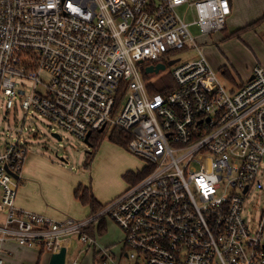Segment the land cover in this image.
<instances>
[{"label":"built area","instance_id":"2783aa9c","mask_svg":"<svg viewBox=\"0 0 264 264\" xmlns=\"http://www.w3.org/2000/svg\"><path fill=\"white\" fill-rule=\"evenodd\" d=\"M232 12L231 0H0V105L18 100L83 140L119 128L148 171L99 212L54 218L17 206L29 147L0 140V264L11 240L51 254L82 241L102 264H264V210L255 221L244 207L264 180V65L230 90L204 56L175 67L165 93L143 73L198 48L191 25L214 34ZM107 218L124 232L119 259L89 232Z\"/></svg>","mask_w":264,"mask_h":264},{"label":"rangeland","instance_id":"374dc122","mask_svg":"<svg viewBox=\"0 0 264 264\" xmlns=\"http://www.w3.org/2000/svg\"><path fill=\"white\" fill-rule=\"evenodd\" d=\"M177 12L186 21H193L196 17L187 6H179ZM263 15L264 0H235V8L227 20L225 29L214 34H204L198 25H191L190 32L196 37L198 48L193 45L162 55L160 62L165 63L166 67L159 72H146L147 77L143 67L144 76L152 80L156 86L168 87L174 84L172 71L175 67L204 56L218 71L222 83L228 90L234 85L242 84L252 76L256 66L264 65V20H261ZM253 22H256L254 27H247ZM172 58L180 59L175 63H169ZM226 67L232 74L231 78L223 73ZM17 80L28 92L34 89L33 79L20 77ZM44 80L47 81L48 77ZM38 88H42V85H38ZM16 102L10 109L0 105V140L3 144L7 141H26L29 147L28 163L31 155L35 154L36 161H42V165L46 164L42 159L50 163L45 169L47 173L63 175L66 170L58 168L62 166L72 173L91 177L94 191L96 187L107 194L117 190L122 192L128 185H134L139 181L135 172L145 167V160L130 152L127 147H120L113 142L109 137L112 131L110 126L107 127L105 137L97 154L95 153L91 167L88 168L87 153L92 150L88 143L36 109L31 108L29 111L22 107L18 100ZM53 132L59 133L62 139L54 136ZM31 164H28L29 166L26 164L24 172L27 171V167L30 170ZM61 188L63 189L62 185ZM244 197L245 215L249 214L257 221L264 210V180L262 188L253 185ZM96 236L102 246L108 247L113 256L119 259L124 242V232L120 225L112 218H107L106 231L102 234L96 231ZM72 247L74 251L78 246L75 244ZM78 251L79 249L76 253ZM49 253L45 254L51 256ZM71 253L72 248L69 247L67 264L75 257ZM120 258L122 264H130L125 255ZM96 259L95 264H102L100 256L97 255Z\"/></svg>","mask_w":264,"mask_h":264},{"label":"crops","instance_id":"0c3cea01","mask_svg":"<svg viewBox=\"0 0 264 264\" xmlns=\"http://www.w3.org/2000/svg\"><path fill=\"white\" fill-rule=\"evenodd\" d=\"M231 4L234 9L235 0H231ZM223 73L228 75L230 78L232 77V74L227 67ZM232 80L234 81V79ZM118 146L122 147L121 145ZM36 159L35 154L31 155L29 163L28 158L26 159L23 168L25 169L28 164L30 165L32 163L31 168L28 170L27 167L26 172L23 170V178L19 181H15L17 188L16 204L21 209L33 210L54 218L72 216L78 219H83L91 214L92 209L89 204L82 203V201L76 197L75 191L79 185L83 184L90 186L96 199L102 204L108 203L131 186L128 185V187L122 192L117 190L110 194H107L106 191L96 187L94 191L91 184V177H84V175L72 173L62 166L58 168L66 170L65 174H50L45 170L50 163H48L45 159H42L46 163L42 165V161H36ZM89 167H91V164L88 168ZM143 171H145L144 167H141L136 170L135 174L140 175ZM53 180H55V182ZM61 185L63 186V189L61 188ZM5 219L6 215L0 211V223H3ZM92 230V235L97 238L96 231H98V228L94 230L93 227ZM98 241L100 242L99 239ZM75 244L78 247L71 253L72 255H75L73 260L78 259L80 264H95L94 261H97L96 256H100L98 253L99 249L97 247H88L84 250L86 244L82 241H76ZM100 244L102 245L101 242ZM78 249L79 251L76 253ZM45 253L47 252L41 251L36 247L20 245L16 241L12 240L5 242L1 251V255L6 259L8 264H49L51 256H48Z\"/></svg>","mask_w":264,"mask_h":264},{"label":"trees","instance_id":"16d2710c","mask_svg":"<svg viewBox=\"0 0 264 264\" xmlns=\"http://www.w3.org/2000/svg\"><path fill=\"white\" fill-rule=\"evenodd\" d=\"M261 20H264V15L262 16ZM255 23L256 22H253L249 24L247 27H254ZM144 73H145V76L147 77L146 72ZM167 90H168L167 87L153 86L150 91L153 93L155 92L165 93ZM104 137H105V131H95L90 134L89 141H90V144H91L90 146L92 147V150L87 153V160H86L87 166L91 164L95 156V153L97 152ZM109 137L116 144L125 146V147H127L128 142L130 141V136L119 128L113 129ZM147 173L148 171L145 170L142 172V174L138 175L139 181L142 180V178H144ZM75 195L77 198H79L82 201V203L89 204L91 206V209H92L91 214H95L99 212L107 204V203L105 204L100 203L96 199L92 191V188L90 186H86L83 184L79 185V187L76 189ZM92 229H93V226L89 227V232L92 233L93 232ZM105 231H106V220L102 219L98 226V232L99 234H102Z\"/></svg>","mask_w":264,"mask_h":264},{"label":"water","instance_id":"95a60500","mask_svg":"<svg viewBox=\"0 0 264 264\" xmlns=\"http://www.w3.org/2000/svg\"><path fill=\"white\" fill-rule=\"evenodd\" d=\"M178 60V58L176 59H172L169 61V63H175ZM166 67L165 63H157L156 65H148L145 68V71L148 72H159L161 69H164ZM104 126L100 129V131H103ZM54 136L58 137L59 139H62L61 135L57 132H53L52 133ZM91 132H88L86 137L84 138V141L86 143L90 144L89 141V137H90ZM67 261V247L66 246H62L61 249L59 251L53 252L51 255V260L49 264H66Z\"/></svg>","mask_w":264,"mask_h":264}]
</instances>
